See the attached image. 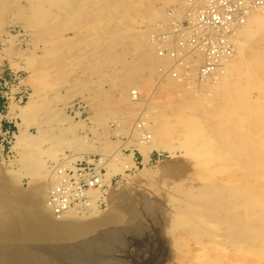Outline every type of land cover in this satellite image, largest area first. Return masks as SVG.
Here are the masks:
<instances>
[{
  "label": "rangeland",
  "instance_id": "obj_1",
  "mask_svg": "<svg viewBox=\"0 0 264 264\" xmlns=\"http://www.w3.org/2000/svg\"><path fill=\"white\" fill-rule=\"evenodd\" d=\"M193 1L67 0L44 14L0 0L12 128L0 131V264H264V28L241 36L227 85L180 82L151 35ZM193 123L207 135L193 139ZM142 136L159 149L140 152ZM65 158L101 181L88 208L59 218L47 191Z\"/></svg>",
  "mask_w": 264,
  "mask_h": 264
},
{
  "label": "built area",
  "instance_id": "obj_2",
  "mask_svg": "<svg viewBox=\"0 0 264 264\" xmlns=\"http://www.w3.org/2000/svg\"><path fill=\"white\" fill-rule=\"evenodd\" d=\"M259 9H264V0H200L193 2L182 18H167L159 23L151 41L159 57L171 60L169 69L161 68V73L183 81L217 76L235 54L237 30ZM0 97L6 99L1 90ZM5 102L0 114L7 106ZM11 129L0 119V131ZM66 159L47 191V204L60 218L88 208L101 181L82 161L70 164Z\"/></svg>",
  "mask_w": 264,
  "mask_h": 264
},
{
  "label": "bare ground",
  "instance_id": "obj_3",
  "mask_svg": "<svg viewBox=\"0 0 264 264\" xmlns=\"http://www.w3.org/2000/svg\"><path fill=\"white\" fill-rule=\"evenodd\" d=\"M35 3V5H37L40 9H42L43 11V13L45 14H48V12H46V10H47V8L45 7V3H47V2H49L50 3V5L51 4H55V3H57V4H59L60 2L59 1H64V5H65V1H66V3H67V0H33ZM81 1V0H80ZM200 1V0H199ZM19 2V1H18ZM17 2V3H18ZM59 2V3H58ZM72 2V1H71ZM194 2V1H193ZM9 4V3H8ZM12 4V3H11ZM30 4V3H29ZM63 4V3H62ZM72 4V3H71ZM56 5V4H55ZM54 5V6H55ZM64 5H62V6H64ZM68 5V4H67ZM60 6H61V4H60ZM61 6V7H62ZM70 6V5H69ZM72 6V5H71ZM38 7H36V10H37V12L40 10ZM51 8V6H48V8ZM53 7V6H52ZM56 8V7H55ZM34 9L35 8H33V12H34ZM57 9L59 10V5H57ZM62 9V8H61ZM35 10V11H36ZM31 11V10H30ZM31 11V12H32ZM48 11V10H47ZM50 11H52V10H50ZM62 11H63V9H62ZM41 12V11H40ZM42 12L41 13H37V15H42ZM56 12V11H55ZM54 12V14H50V16H49V18H51V16L52 15H54V16H56V14L58 13V12H56L55 13ZM262 12V13H261ZM7 13V12H6ZM52 13V12H51ZM68 13V12H67ZM36 14V13H35ZM34 13H32V16L33 15H35ZM36 15V16H37ZM59 15V14H58ZM45 16V15H44ZM54 16H53V18H54ZM28 17V16H27ZM59 17V16H58ZM57 17V18H58ZM34 18V17H33ZM60 18V17H59ZM260 28H264V9H259V10H256V11H254V12H252L248 17H247V20H246V22L245 23H243L241 26H240V28L237 30V32H236V34H235V40H236V44L239 46V45H243V40H241V36H243V37H245L246 35H249V34H251L252 32H254L255 30H258V29H260ZM138 35V34H137ZM132 37V36H131ZM136 37V36H135ZM259 37V36H258ZM107 38V37H106ZM125 38V37H124ZM109 39V38H108ZM108 39H106V41L108 40ZM259 39V38H258ZM105 40V39H104ZM255 40V39H254ZM133 41V40H132ZM48 42V41H47ZM96 42H99V39L96 41ZM95 42V43H96ZM110 42V41H109ZM102 43H105V42H102ZM102 43H100V45L102 44ZM136 43V42H135ZM138 43V42H137ZM136 43V44H137ZM86 44V43H85ZM139 44V43H138ZM246 44V43H245ZM91 46H92V44H91ZM103 46V45H102ZM244 46V45H243ZM242 46V47H243ZM88 47V46H87ZM246 48V47H245ZM244 49V48H243ZM148 52V51H147ZM146 52V53H147ZM240 52H241V50H240ZM238 53H239V51H238ZM243 54V53H242ZM147 55V54H146ZM244 55V54H243ZM234 56V55H233ZM236 56V55H235ZM242 56V55H241ZM233 57H231L226 63H225V65H224V67H222L221 68V70L219 71V73H218V75L217 76H215V77H212L213 78V82H222V83H225L226 84V78L228 77V75L229 74H231V71H232V69L234 68V69H236V68H239V67H241V61H235V58H233ZM242 58H243V56H242ZM244 58H245V56H244ZM247 58H249V57H247ZM145 59V58H144ZM246 59V58H245ZM245 59L243 60V62L245 61ZM253 59V58H252ZM143 60V59H142ZM144 61V60H143ZM260 62V61H259ZM150 63V62H149ZM245 63V62H244ZM145 65V64H144ZM147 65V64H146ZM146 65H145V67H146ZM150 65V64H149ZM165 65V66H164ZM168 65V63L167 62H163V68H166V66ZM264 65V64H263ZM141 66H143V64L141 65ZM262 66V65H261ZM143 68V67H142ZM169 68H166V70H168ZM247 69V68H246ZM144 70V69H143ZM245 70V69H244ZM251 71H252V69H251ZM246 72V71H245ZM245 72H243V73H241V74H244ZM253 72V71H252ZM240 73V72H239ZM249 73L250 72H248L247 71V74L249 75ZM246 74V75H247ZM257 75V74H256ZM170 77H172L171 75H170ZM239 77H240V75H239ZM245 77H249V76H245ZM173 78H175V77H173ZM215 78V79H214ZM175 79H177V78H175ZM207 79H211V78H207ZM247 79V78H246ZM252 78H250V80H251ZM177 80H179L180 82H187L188 84H190L191 83V81H192V79H188L187 81H183V80H180V79H177ZM225 80V81H224ZM250 80H249V82H250ZM175 81V80H174ZM246 81V80H245ZM190 82V83H189ZM247 83V82H246ZM246 83L245 84H242V85H246ZM253 83V82H252ZM117 85V84H116ZM227 85V84H226ZM247 86V85H246ZM188 87H190V85H188ZM227 87V86H226ZM224 88V87H223ZM243 88V87H242ZM133 88L131 89V93L133 94ZM241 91H242V89H241ZM134 92L135 93H137V91L136 90H134ZM225 93H227L226 91H224ZM246 92V91H245ZM247 94H249L248 92H247ZM238 96V95H237ZM136 97V95H133V98H135ZM232 99H234V98H232ZM231 99V100H232ZM135 100V99H134ZM234 105V104H233ZM11 106H12V101H10L9 102V104H8V108H9V110L11 109ZM7 107V106H6ZM235 110V109H234ZM236 111V110H235ZM236 113V112H235ZM232 115V114H231ZM237 115H238V113H237ZM242 116V115H241ZM199 118V117H198ZM143 123V122H142ZM200 123V122H199ZM193 125V129H191L192 130V137H193V139H195V138H197V137H200V136H205V135H207L206 134V132L204 131L205 129V127L204 128H202L203 130H200L199 129V127L198 126H200V125H198L197 127L198 128H196V124L195 123H193L192 124ZM188 126V125H187ZM201 127V126H200ZM184 128V127H183ZM188 129V128H187ZM188 131V130H187ZM188 132H190V130L188 131ZM20 133H21V131L19 130L18 131V133H16V140H15V143H17L21 138H20ZM208 133V132H207ZM184 135H185V133H184ZM187 135H188V133H187ZM190 134H189V137L191 136ZM145 136V135H144ZM143 137V136H142ZM141 137V138H142ZM148 137V136H147ZM147 137H143V139H141L142 141H139L140 143L138 144V146H137V149L140 151V152H142V153H144V152H146V151H149V150H151V149H153V147H155L156 149H159V145H156V144H158V143H160V142H155L154 143V141H150V139L149 140H146L147 139ZM139 139H140V137H138ZM149 138V137H148ZM151 138V137H150ZM201 138V137H200ZM199 138V139H200ZM186 139V138H185ZM189 139V138H188ZM191 139V138H190ZM192 140V139H191ZM196 141L198 140V139H195ZM195 140H193V145H192V143H191V145H192V147H193V149L195 148L196 150H197V148L195 147V144H194V141ZM136 141V140H135ZM135 141H133V142H135ZM159 141V140H158ZM184 141V140H183ZM132 142V141H131ZM130 143V142H129ZM188 143H189V141H188ZM200 143V142H199ZM131 144V143H130ZM197 144H198V142H197ZM202 146V145H201ZM198 147H200V145H198ZM45 150V149H44ZM44 150H42V151H44ZM53 150H57V149H53ZM64 150V149H63ZM62 150V151H63ZM195 150V151H196ZM200 151V150H199ZM45 152H46V150H45ZM48 153V152H47ZM55 153H56V151H52V152H49L48 153V158H50V159H52L53 160V158H54V161H55ZM107 153V152H106ZM38 154V153H37ZM119 155V154H118ZM37 156H38V158H37ZM37 156H35V158H36V160L38 161V163H44L45 161H46V154L44 155V152L43 153H41L40 155H37ZM77 157H80V155H76ZM111 156V155H110ZM112 157V156H111ZM118 158V157H117ZM72 159H77V158H75V155H73V157H72ZM112 159H114V161H118V159H116V158H112ZM112 159L110 160V161H112ZM116 159V160H115ZM108 161H109V159H108ZM109 161V162H110ZM52 165V164H51ZM110 167V166H109ZM111 168H115V165H114V167L112 166ZM117 169V168H116ZM114 171H116V170H114ZM107 177V176H106ZM98 193V191H95V193L93 194V197L95 196V195H97V193ZM103 193V192H102ZM100 194V193H99ZM102 195V194H101ZM103 196V195H102ZM98 197V196H97ZM100 197V196H99ZM103 198V197H102ZM104 198H105V196H104ZM96 198L94 197V200H95ZM93 200V199H92ZM96 202V201H95ZM95 202H94V204H95ZM95 206V205H94ZM93 206V207H94ZM96 208V207H95ZM45 211V210H44ZM42 213H43V211H41ZM40 212V213H41ZM49 212V211H48ZM39 213V214H40ZM46 213V212H45ZM51 213V212H50ZM50 213H47L48 215L50 214ZM54 213V212H53ZM42 216H46V214L45 215H41V218H40V220H43L44 218H46V217H44L43 219H42ZM49 216H51L52 217V215H49ZM55 216H57V215H55ZM51 217H48L47 216V218L44 220V222H46V220H51ZM58 217V216H57ZM60 218V217H59ZM56 219V218H55ZM70 219V218H69ZM69 219H67V221H65V220H63V221H65V222H68V220ZM48 221V222H49ZM69 221H71V220H69ZM72 221H73V219H72ZM47 222V224H49ZM53 222H56L54 219H53ZM53 222L51 221V224H49V225H51L50 227H52L53 229V231H57V228L55 229L54 228V226H56L55 224H57V222H58V220H57V222L55 223V224H53ZM62 221H60V223H61ZM64 222V223H65ZM59 223V222H58ZM59 223V225L61 226V224ZM63 223V222H62ZM63 223V224H64ZM72 223H74V222H71V224ZM45 224V223H44ZM47 224H45V225H47ZM66 224V223H65ZM64 224V225H65ZM70 224V225H71ZM68 225V224H67ZM73 226H71L72 228L74 227V226H77L76 225V223L75 224H72ZM58 226V225H57ZM56 226V227H57ZM63 226V225H62ZM69 226V225H68ZM79 226V225H78ZM49 227V230L51 229ZM65 227H67V226H65ZM70 227V228H71ZM80 227V226H79ZM78 227V228H79ZM60 229L62 228V227H59ZM68 228V227H67ZM67 228H65V230L67 229ZM78 228H77V230H78ZM63 230H64V227L62 228ZM69 229V228H68ZM67 229V230H68ZM80 229V228H79ZM64 230V231H65ZM70 230H72V229H70ZM76 230V231H77ZM82 230V229H81ZM80 230V231H81ZM64 231H62V232H64ZM79 231V230H78ZM59 232V231H58ZM57 232V233H58ZM60 232H61V230H60ZM61 232V233H62ZM73 232V231H72ZM68 233V232H67ZM78 233V232H77ZM76 232H75V234H77ZM64 234H66V233H64ZM74 234V233H73ZM74 234V235H75ZM67 235H69V236H71L70 234H66V236ZM82 238H83V236H81ZM81 238V239H82ZM68 239V238H67ZM11 258H13L12 256H10ZM15 258V257H14ZM10 259V258H9ZM16 259L18 260V258L16 257ZM15 259V260H16ZM19 260H21V259H19ZM6 261V260H5ZM11 261V259L9 260V261H7L8 263L7 264H10L9 262ZM23 261H25V259H23ZM13 263H11V264H20L19 263V261H12ZM26 263L27 264H31V261L30 260H28V261H26Z\"/></svg>",
  "mask_w": 264,
  "mask_h": 264
},
{
  "label": "trees",
  "instance_id": "obj_4",
  "mask_svg": "<svg viewBox=\"0 0 264 264\" xmlns=\"http://www.w3.org/2000/svg\"><path fill=\"white\" fill-rule=\"evenodd\" d=\"M4 101H5V99L2 98V97H0V107H1V105L3 104Z\"/></svg>",
  "mask_w": 264,
  "mask_h": 264
}]
</instances>
